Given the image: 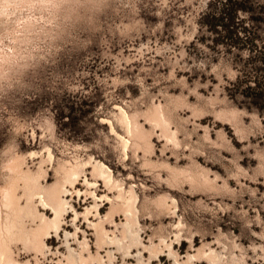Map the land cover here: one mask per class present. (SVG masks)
<instances>
[{
	"label": "rangeland",
	"instance_id": "374dc122",
	"mask_svg": "<svg viewBox=\"0 0 264 264\" xmlns=\"http://www.w3.org/2000/svg\"><path fill=\"white\" fill-rule=\"evenodd\" d=\"M0 264H264V0H0Z\"/></svg>",
	"mask_w": 264,
	"mask_h": 264
},
{
	"label": "trees",
	"instance_id": "16d2710c",
	"mask_svg": "<svg viewBox=\"0 0 264 264\" xmlns=\"http://www.w3.org/2000/svg\"><path fill=\"white\" fill-rule=\"evenodd\" d=\"M238 6H235L234 7V9H233V18L236 16V14H237V11H238ZM207 24H210V28L211 29H213V30H217L216 29V27H217V25H221V26H224V24L222 23V21L221 22H216V21H209V19L207 20ZM248 88H251V87H248ZM67 124H69V123H67Z\"/></svg>",
	"mask_w": 264,
	"mask_h": 264
},
{
	"label": "bare ground",
	"instance_id": "6f19581e",
	"mask_svg": "<svg viewBox=\"0 0 264 264\" xmlns=\"http://www.w3.org/2000/svg\"><path fill=\"white\" fill-rule=\"evenodd\" d=\"M41 197H43V196H41ZM44 197H45V196H44ZM42 199H44V198H42ZM46 199H47V198H46ZM46 199H45V200H46ZM45 200L42 201V204L44 203L45 205H49L50 203L46 204ZM46 201H47V200H46ZM48 202H49V201H48ZM52 205H53V204H52ZM56 209H57V208H56ZM56 209H55V210H56ZM52 210H53V209H52ZM41 212H42V211H41ZM54 212H55L56 214H58V211H57V210L54 211ZM42 217H44V216H42ZM102 217H106V215H102ZM48 238H49V237H48ZM44 241H45V240H44ZM46 242H47V241H45V244H46Z\"/></svg>",
	"mask_w": 264,
	"mask_h": 264
}]
</instances>
